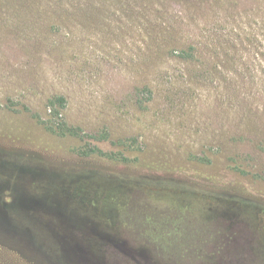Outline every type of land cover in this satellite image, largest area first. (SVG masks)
Instances as JSON below:
<instances>
[{
    "label": "rangeland",
    "instance_id": "rangeland-1",
    "mask_svg": "<svg viewBox=\"0 0 264 264\" xmlns=\"http://www.w3.org/2000/svg\"><path fill=\"white\" fill-rule=\"evenodd\" d=\"M113 262L264 264V0H0V264Z\"/></svg>",
    "mask_w": 264,
    "mask_h": 264
},
{
    "label": "trees",
    "instance_id": "trees-1",
    "mask_svg": "<svg viewBox=\"0 0 264 264\" xmlns=\"http://www.w3.org/2000/svg\"><path fill=\"white\" fill-rule=\"evenodd\" d=\"M177 57L182 61H192L195 58V53L189 52V51H181L178 53ZM141 94H147L146 101L148 102L151 99V91L148 89V87H145ZM141 104V103H140ZM67 107V101L65 97L63 96H53L47 100V110L49 111L48 117L43 120L41 123L45 130L55 136L58 137H73V138H79L80 140L86 142L87 135L81 134V130L79 128L71 127L69 126L66 121L63 118L62 112ZM26 111H28L25 108ZM50 120V121H49ZM49 121V122H48ZM92 137V136H90ZM101 141H106L108 139L107 133L105 131L100 133V136L98 137ZM92 139V138H90ZM78 156L83 158H89L92 156H98V157H107L110 161L117 163V164H123L124 166L121 167V165H115L113 168L111 167V170H116V172H127L128 174L130 171L124 169L127 168L126 165H128L126 159L120 158L117 154H104L96 147H89L88 145H85L83 149L79 153H77ZM50 160L49 158H47ZM120 168V169H115ZM122 168V169H121ZM228 194L233 195L238 200L241 201H251V202H260L258 198L245 195L244 193L240 191H234V190H227ZM115 264V262H113ZM119 264V263H117ZM121 264H128L126 262H121Z\"/></svg>",
    "mask_w": 264,
    "mask_h": 264
}]
</instances>
